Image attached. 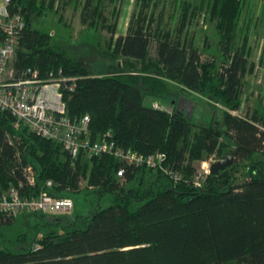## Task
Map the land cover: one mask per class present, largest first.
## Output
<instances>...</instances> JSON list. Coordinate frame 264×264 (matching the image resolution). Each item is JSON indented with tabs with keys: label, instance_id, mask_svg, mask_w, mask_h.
I'll list each match as a JSON object with an SVG mask.
<instances>
[{
	"label": "trees",
	"instance_id": "16d2710c",
	"mask_svg": "<svg viewBox=\"0 0 264 264\" xmlns=\"http://www.w3.org/2000/svg\"><path fill=\"white\" fill-rule=\"evenodd\" d=\"M54 2L12 0V11L26 21L13 67H36L44 77L59 69L75 76V87L64 92L69 117L89 114L93 138L111 131L122 146L145 154L165 152L183 178L174 181L160 169L125 165L121 179L117 170L124 164L114 156L73 157L61 142L22 123L15 126V117L0 111V193L13 184L26 195L46 189L57 196L86 189L99 197L113 194L112 204L88 215L0 214V235L24 213L56 219L33 224L36 234L46 230L22 250L0 239V264H264V163H251L243 181L234 179L240 165L264 154V113L249 107L241 111L244 78L256 65L247 47L252 19L243 18L244 0H213L210 20L220 60L204 58L194 35L178 32L186 24L184 16L179 30L160 33L148 23L147 12L133 14L122 34L116 33L115 17L104 26L111 31V52L124 59L126 68L105 75L89 74L54 33L34 25ZM98 12L94 0H87L81 21L94 22ZM169 82L220 101L227 107L221 119L197 124L175 105L167 110L145 103L148 95L163 98ZM212 154H232L234 160L195 184V162ZM29 165L36 174L33 185L26 177ZM134 180L137 184L126 185ZM82 216L87 222L80 225L77 217Z\"/></svg>",
	"mask_w": 264,
	"mask_h": 264
},
{
	"label": "rangeland",
	"instance_id": "374dc122",
	"mask_svg": "<svg viewBox=\"0 0 264 264\" xmlns=\"http://www.w3.org/2000/svg\"><path fill=\"white\" fill-rule=\"evenodd\" d=\"M86 1L55 0L53 6L48 9L45 15L39 17L34 25L39 29L54 33L57 41L63 44L87 68L91 75H105L113 73L117 69L126 68L124 59L114 55L110 50L111 31L104 26L105 23L112 25L115 17H117L116 33L122 34L125 33L129 18L133 14H143L144 12H147L148 23L154 28H158L160 33L168 29L173 31L175 28L178 29L183 24L182 18L184 16L186 24L182 32H178L182 35L185 32H193L194 36L200 33L198 40H203L204 35L210 33V36L206 38L207 46L203 48V56L204 58L213 57L217 60L221 58L216 44L215 27L210 20L213 0H94V6H98L101 13L96 14V21L83 23L81 11ZM257 30L258 28H256ZM254 31L255 26L252 29L253 33ZM252 55L250 59L256 64L261 63L256 62L258 61L257 52L254 51ZM153 56L154 45L151 46V57ZM244 81L241 111L249 107L250 109H259L264 113V64H260L251 74H247ZM153 102L167 110H172L173 105H175L197 124H208L213 119H221L224 110L227 108L220 101L210 98L207 94L182 89L174 82H169V91L163 98L158 99L149 95L145 97L146 104H153ZM15 126L20 127V124L15 122ZM208 157L195 162L196 167H200L201 162ZM257 161L264 163V154L256 153L252 160L240 165L238 170L234 172V179L237 182L243 181L248 175L250 164L258 163ZM83 183L86 184L85 180ZM85 184L82 185L85 186ZM135 184H137V180L126 185ZM69 196L75 202V208L72 211L74 215H88L94 208L106 207L113 203L112 193L99 197L94 191L88 189L72 192ZM77 218L80 225L87 222L86 217ZM37 222L53 224L56 219L52 216L37 218L31 213L18 215L14 225L2 228L3 232L0 239L5 241L7 247L22 250L31 243L33 235L36 234L32 225ZM43 230L46 228L40 229L39 233L36 234L38 238L42 237ZM224 264L239 263L229 260Z\"/></svg>",
	"mask_w": 264,
	"mask_h": 264
},
{
	"label": "built area",
	"instance_id": "2783aa9c",
	"mask_svg": "<svg viewBox=\"0 0 264 264\" xmlns=\"http://www.w3.org/2000/svg\"><path fill=\"white\" fill-rule=\"evenodd\" d=\"M12 0H0V111L11 113L17 123H22L31 131L63 144L73 157L83 154L87 157L110 154L124 165L117 170L119 178L125 174V165H145L160 169L174 181L181 180V171L167 163L165 152L141 153L131 147L117 143L113 133L106 131L93 138L90 129V116L84 114L71 118L67 115L64 99L65 88L75 87V76H66L62 69L41 75L40 69L27 67L17 70L12 61L26 26L24 16L12 11ZM153 105L160 107L158 103ZM220 159L210 155L196 167L195 184L201 185L211 174V164ZM29 185L35 184L36 174L31 165L26 167ZM84 179L81 180V184ZM52 185V180H47ZM75 202L71 196H57L48 189L38 195H26L16 185H10L0 193V214L16 215L22 211L42 213H71Z\"/></svg>",
	"mask_w": 264,
	"mask_h": 264
},
{
	"label": "crops",
	"instance_id": "0c3cea01",
	"mask_svg": "<svg viewBox=\"0 0 264 264\" xmlns=\"http://www.w3.org/2000/svg\"><path fill=\"white\" fill-rule=\"evenodd\" d=\"M243 18L252 19V27L249 33L247 47H248V51L250 52V55H249L250 58L253 56L252 53H254V51L257 52L258 61H256V59L254 60L256 62H261V63H257V64L255 63L256 64L255 68H256V67H259L260 64L262 65L264 64V0H244ZM127 24H126V27H127ZM253 25L255 26L254 33L252 32V29L254 27ZM256 28H258L257 31H256ZM198 34L200 33H197V35L194 36L195 44L199 45L200 47L206 48L207 46L206 38L210 36L209 35L210 33H206L204 37L202 38L203 40H198V37H199ZM216 37L218 39V36Z\"/></svg>",
	"mask_w": 264,
	"mask_h": 264
},
{
	"label": "water",
	"instance_id": "95a60500",
	"mask_svg": "<svg viewBox=\"0 0 264 264\" xmlns=\"http://www.w3.org/2000/svg\"><path fill=\"white\" fill-rule=\"evenodd\" d=\"M233 160L234 156L232 154H228L227 156L214 161L210 167L211 173H219L221 170H224L226 167L231 165Z\"/></svg>",
	"mask_w": 264,
	"mask_h": 264
}]
</instances>
